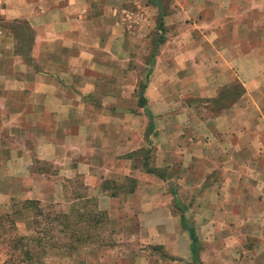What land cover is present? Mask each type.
Wrapping results in <instances>:
<instances>
[{
  "label": "crops",
  "instance_id": "crops-1",
  "mask_svg": "<svg viewBox=\"0 0 264 264\" xmlns=\"http://www.w3.org/2000/svg\"><path fill=\"white\" fill-rule=\"evenodd\" d=\"M136 9L151 45L133 38ZM0 17L29 35L27 50L17 28L0 40V214L38 200L39 175L55 201L77 175L96 198L104 181L135 178L128 196L149 193L132 200L137 233L168 264H264V0H0ZM139 45L146 75H123V48Z\"/></svg>",
  "mask_w": 264,
  "mask_h": 264
},
{
  "label": "rangeland",
  "instance_id": "rangeland-1",
  "mask_svg": "<svg viewBox=\"0 0 264 264\" xmlns=\"http://www.w3.org/2000/svg\"><path fill=\"white\" fill-rule=\"evenodd\" d=\"M166 1L170 3V0ZM132 13H134V18L131 25L135 30H139L141 24L146 23L145 17L142 15L143 12L136 9ZM120 16L122 15L119 14ZM0 24L7 29L6 33L3 31L4 33L2 32L0 35V40H11L12 36L8 33L12 31L10 28H17L18 33L25 38L24 49H28L29 35L24 22H7L0 17ZM155 34L156 31L151 30L147 36H142L141 30H139L135 31L133 38L134 40L138 38L140 45L141 41L145 44L149 39L148 42L151 45ZM155 40L158 42L157 39ZM140 45L133 48H123L125 50L123 54L125 52L132 54L133 52V62H119L117 65L118 71L123 70L125 72L123 75H126L130 69L139 71L142 76L146 75L141 71L142 69L145 70L146 66L139 61L142 50ZM153 51V47H150V54ZM123 79L119 80V85H122L120 81H126ZM144 81V79L137 80L136 86L138 87V84ZM137 93L138 90H135L136 105L138 104ZM137 107L139 108L138 105ZM138 138L141 140V133ZM156 140L155 137L150 136V139L144 142V146L153 144L147 158L148 164L153 167L156 166L158 160ZM138 152H134L133 159L135 167L140 168L139 162L141 161L138 162L136 159ZM35 168H37L38 174L45 173L51 176L54 174V180L57 182V171L53 165L38 161ZM135 177L137 178V176ZM39 178L43 180L35 184L33 189L31 188L33 195L38 198L39 204L37 206L28 211H23L20 208L27 199L24 197L22 199L11 198L8 202L9 211L6 212L5 210L6 213L0 214V264H168L170 261L163 253L162 247L150 244L151 241L145 236L143 237L141 232L137 233L140 223L136 221V218L140 208L136 206L141 205L132 202V200L134 198L142 199L145 202L147 200L146 195L149 193L147 191L143 193L139 190L135 193L134 198L128 196L134 189L136 191L135 178H117L104 181L102 190L107 192H98L99 197L96 198L90 195L93 192L83 188V177L77 175L64 180V192L59 201H55L57 197L53 196L50 189V178L45 177V175H39ZM170 182L169 184L173 186L177 183L176 181ZM160 185L162 186L160 188L165 191L164 194L167 195L169 192L168 184L163 182ZM160 191L163 190L160 189L157 192ZM178 194L184 202L188 201L190 192L179 187ZM105 196H116L118 199L120 198L119 203L116 202L115 206L111 207L105 200L106 207L102 202ZM105 207L107 210L104 209ZM169 207H171V213L177 211L172 201ZM15 210H21L23 213L14 215L13 211ZM60 216L65 217V219L63 217L58 218ZM54 244H57V247Z\"/></svg>",
  "mask_w": 264,
  "mask_h": 264
},
{
  "label": "trees",
  "instance_id": "trees-1",
  "mask_svg": "<svg viewBox=\"0 0 264 264\" xmlns=\"http://www.w3.org/2000/svg\"><path fill=\"white\" fill-rule=\"evenodd\" d=\"M39 203L37 202V201H25L23 204H22V206H21V208L20 209H22L23 211H28V210H30V208H32V207H34V206H37ZM23 211H21V210H15V211H13V214L14 215H18V214H21V213H23ZM12 213V212H11ZM63 216H60V217H58V218H62ZM57 218V219H58ZM64 219H65V217H63ZM64 221V220H63ZM57 244H54V246H56ZM53 246V247H54ZM57 247V246H56ZM63 250V249H62Z\"/></svg>",
  "mask_w": 264,
  "mask_h": 264
}]
</instances>
